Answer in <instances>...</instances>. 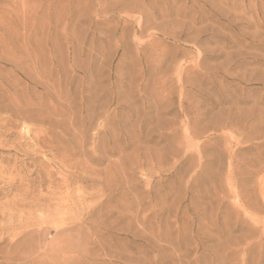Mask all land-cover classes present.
Instances as JSON below:
<instances>
[{"label":"rangeland","instance_id":"374dc122","mask_svg":"<svg viewBox=\"0 0 264 264\" xmlns=\"http://www.w3.org/2000/svg\"><path fill=\"white\" fill-rule=\"evenodd\" d=\"M0 264H264V0H0Z\"/></svg>","mask_w":264,"mask_h":264},{"label":"bare ground","instance_id":"6f19581e","mask_svg":"<svg viewBox=\"0 0 264 264\" xmlns=\"http://www.w3.org/2000/svg\"><path fill=\"white\" fill-rule=\"evenodd\" d=\"M13 89V88H12ZM59 100V99H58ZM83 159V158H82ZM80 186V185H79Z\"/></svg>","mask_w":264,"mask_h":264}]
</instances>
